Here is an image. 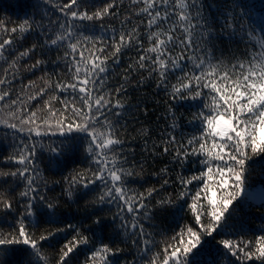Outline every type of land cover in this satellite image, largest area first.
<instances>
[{
	"label": "snow or ice",
	"instance_id": "snow-or-ice-1",
	"mask_svg": "<svg viewBox=\"0 0 264 264\" xmlns=\"http://www.w3.org/2000/svg\"><path fill=\"white\" fill-rule=\"evenodd\" d=\"M0 13V264H264V0Z\"/></svg>",
	"mask_w": 264,
	"mask_h": 264
},
{
	"label": "trees",
	"instance_id": "trees-1",
	"mask_svg": "<svg viewBox=\"0 0 264 264\" xmlns=\"http://www.w3.org/2000/svg\"><path fill=\"white\" fill-rule=\"evenodd\" d=\"M0 14H2V13H0Z\"/></svg>",
	"mask_w": 264,
	"mask_h": 264
}]
</instances>
